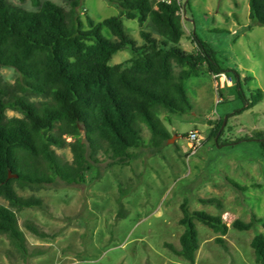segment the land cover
Returning <instances> with one entry per match:
<instances>
[{"label": "rangeland", "instance_id": "1", "mask_svg": "<svg viewBox=\"0 0 264 264\" xmlns=\"http://www.w3.org/2000/svg\"><path fill=\"white\" fill-rule=\"evenodd\" d=\"M7 1L29 10L37 8L34 0ZM51 1L70 9L65 0ZM180 2L185 31L180 47L195 50L191 33L195 34L213 49L232 84L217 89L206 70L187 78L190 112L170 114L171 122H165L170 138L158 147L149 143L150 131L141 124L143 146L127 165L114 163L102 151L92 156L87 147L83 181L67 183L56 178L36 188H17L18 194L38 197L42 204L16 210L27 257L0 234V264H191L165 245L179 246L184 229L179 223L180 204L185 197L191 210L221 215L229 225L221 245L215 241L218 233L196 222L200 246L194 264H259L250 241L255 234H264V25L251 22L248 0ZM118 12L108 0H83L78 10L84 28L87 16L96 22ZM123 22L128 36L141 46L138 22ZM102 34L113 37L107 27ZM131 56L129 48L117 50L109 63L125 64ZM1 74L10 84L19 79L12 67H2ZM257 88L263 97L245 108ZM7 115L20 113L7 110ZM191 132L197 133L195 143L189 140ZM64 139L75 141L71 136ZM53 148L61 162H73L69 144ZM209 197L219 199L221 206L198 200ZM0 203L8 205L3 198ZM253 215L261 219L253 228L231 226L234 219L249 221Z\"/></svg>", "mask_w": 264, "mask_h": 264}, {"label": "trees", "instance_id": "2", "mask_svg": "<svg viewBox=\"0 0 264 264\" xmlns=\"http://www.w3.org/2000/svg\"><path fill=\"white\" fill-rule=\"evenodd\" d=\"M65 1L68 11L51 0H34V10L0 0V198L8 202L0 203V234L24 258L28 249L16 210L40 206L42 201L18 194L17 188H36L56 178L83 181L87 147L92 156L102 151L114 163L129 164L143 146L141 124L150 131L149 143L158 147L170 138L165 123L171 122L170 114L190 112L187 78L203 70L210 75L224 72L213 49L195 34L191 33L195 50L180 47L185 36L180 0H108L118 14L96 22L87 16V28L78 13L83 0ZM248 3L251 22L264 25V0ZM123 19L138 22L141 46L126 33ZM103 27L112 38L102 34ZM128 48L132 56L125 64L109 63L114 52ZM2 67H12L19 79L6 82ZM236 85L241 94L239 76ZM254 91L245 108L263 97L260 88ZM7 110L20 115L9 116ZM221 124L222 119L215 135ZM64 136L75 141L66 143ZM65 144L74 153L71 163L61 162L53 148ZM261 145L264 153V138ZM198 200L221 206L216 197ZM180 210L184 229L179 246L165 243L173 254L195 263L200 246L196 222L218 233L215 241L224 245L222 236L229 225L221 215L191 210L187 197ZM259 222L253 215L249 221L234 219L231 226L248 230ZM250 245L256 262L264 264V234H255Z\"/></svg>", "mask_w": 264, "mask_h": 264}, {"label": "built area", "instance_id": "3", "mask_svg": "<svg viewBox=\"0 0 264 264\" xmlns=\"http://www.w3.org/2000/svg\"><path fill=\"white\" fill-rule=\"evenodd\" d=\"M213 80H214V84H215V87L217 89L219 88H223L226 84H232V78L227 76L224 72H219V73H214L211 75ZM189 140L191 142H196L198 140V137H197V133L196 132H191L189 134ZM195 148L193 145H191V153H194L195 152Z\"/></svg>", "mask_w": 264, "mask_h": 264}]
</instances>
